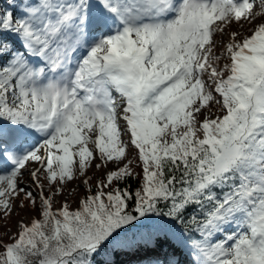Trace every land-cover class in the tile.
Returning a JSON list of instances; mask_svg holds the SVG:
<instances>
[{
  "label": "snow or ice",
  "instance_id": "snow-or-ice-1",
  "mask_svg": "<svg viewBox=\"0 0 264 264\" xmlns=\"http://www.w3.org/2000/svg\"><path fill=\"white\" fill-rule=\"evenodd\" d=\"M74 181L78 207L54 209ZM16 208L39 218L0 264H264V0H7L0 215Z\"/></svg>",
  "mask_w": 264,
  "mask_h": 264
},
{
  "label": "rangeland",
  "instance_id": "rangeland-1",
  "mask_svg": "<svg viewBox=\"0 0 264 264\" xmlns=\"http://www.w3.org/2000/svg\"><path fill=\"white\" fill-rule=\"evenodd\" d=\"M2 1L7 4V0H2ZM0 8H3V7L0 6ZM257 22H259V21H257ZM249 27H250V25L245 24L244 31H247V29ZM233 30L238 31L239 29L237 28V26L233 25V27L229 31H233ZM217 39H220V37H217ZM213 112L214 113L216 112L215 108H213ZM202 118L203 117H201V119ZM124 139H127V137H124ZM35 166L36 165L33 163V164L29 165V168H34ZM89 174H91L90 176H92L93 179H98L100 177V175L103 174V172H97L95 170V168L93 167V170L90 171L88 173V175ZM24 180L26 183L29 182V177H28L27 172H25V174H24ZM72 188H75L76 192L78 193L84 189V186L82 184H80L79 181H74L68 185V189H72ZM68 189H66L65 191H67ZM60 199L66 200L64 196L58 197L57 201H59ZM33 212H35V211L20 210L19 208H16L13 211V213L7 219H5L2 215H0V228L2 227V230L4 231L3 235H5L6 237H12L15 234V232L18 231V229H17L18 222L23 220L25 223H29L30 220L32 219ZM0 241H2L1 238H0Z\"/></svg>",
  "mask_w": 264,
  "mask_h": 264
},
{
  "label": "trees",
  "instance_id": "trees-1",
  "mask_svg": "<svg viewBox=\"0 0 264 264\" xmlns=\"http://www.w3.org/2000/svg\"><path fill=\"white\" fill-rule=\"evenodd\" d=\"M0 5L2 6V7H5L6 5H4L3 3H2V1L0 0ZM135 171L136 172H141V169L140 168H136L135 169ZM91 174H89V176H90ZM104 175V173L102 174V175H100V177L98 178V179H101L102 178V176ZM98 179H93L92 180V185H93V193L96 191V187H95V182H96V180H98ZM129 183L131 184V186H132V188L133 189H135V187L137 186V184H138V181H136V180H129ZM107 191V190H106ZM84 194V189L83 190H81L80 192H76L75 193V196L74 197H69V198H67L66 200H62V199H60L59 201H57L56 200V202L54 203V209L55 208H58L59 206H60V204L61 203H63V202H67L68 204H69V206H70V209L71 210H75L77 207H78V198H79V196H81V195H83ZM32 218H39V215H38V213L37 212H33V216H32ZM3 233H4V231L2 230V227L0 228V238L2 239V241L4 242V243H7V242H10V237H6L5 235H3ZM17 233V231L15 232V234ZM14 234V235H15ZM97 259H99V258H97ZM135 259H137L136 257H128V256H124V255H120V256H118L117 257V260L118 261H120V262H123V264H128V262L130 261V260H135Z\"/></svg>",
  "mask_w": 264,
  "mask_h": 264
}]
</instances>
